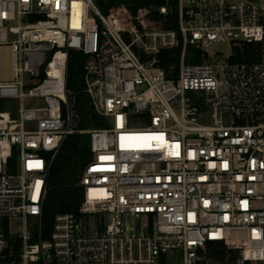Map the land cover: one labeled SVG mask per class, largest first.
Listing matches in <instances>:
<instances>
[{
	"label": "built area",
	"instance_id": "2783aa9c",
	"mask_svg": "<svg viewBox=\"0 0 264 264\" xmlns=\"http://www.w3.org/2000/svg\"><path fill=\"white\" fill-rule=\"evenodd\" d=\"M178 4L177 28L125 34L97 0H0V100H20L0 111V264H264V0ZM70 50L107 127L80 129ZM84 132L79 209L45 229L51 165Z\"/></svg>",
	"mask_w": 264,
	"mask_h": 264
},
{
	"label": "trees",
	"instance_id": "16d2710c",
	"mask_svg": "<svg viewBox=\"0 0 264 264\" xmlns=\"http://www.w3.org/2000/svg\"><path fill=\"white\" fill-rule=\"evenodd\" d=\"M102 13L111 19L116 27L127 34L132 28L175 29L179 21L178 0H97ZM166 7V12L161 9ZM260 46L257 43H238L235 60L252 61L258 58ZM80 51L70 50L67 86L77 92V105L81 117V130L104 128L107 120L98 115L88 95L83 93V61ZM187 63L201 62L200 53L188 49ZM6 101L0 100V111L5 110ZM91 139L89 133L68 135L50 168L48 190L43 203L42 223L49 229L59 214L77 212L83 199L80 181L91 160ZM212 245L210 244L209 247ZM221 258V255H214Z\"/></svg>",
	"mask_w": 264,
	"mask_h": 264
},
{
	"label": "rangeland",
	"instance_id": "374dc122",
	"mask_svg": "<svg viewBox=\"0 0 264 264\" xmlns=\"http://www.w3.org/2000/svg\"><path fill=\"white\" fill-rule=\"evenodd\" d=\"M229 50H230L229 43H222V44H218V45H216V46L213 47V51L214 52H219V53H228ZM6 101H7V103L11 104L12 111L14 113H17V111L19 109V106H20V100L19 99H16V98H9ZM25 103L33 104L34 102L33 101L26 100Z\"/></svg>",
	"mask_w": 264,
	"mask_h": 264
},
{
	"label": "bare ground",
	"instance_id": "6f19581e",
	"mask_svg": "<svg viewBox=\"0 0 264 264\" xmlns=\"http://www.w3.org/2000/svg\"><path fill=\"white\" fill-rule=\"evenodd\" d=\"M163 9V8H162Z\"/></svg>",
	"mask_w": 264,
	"mask_h": 264
}]
</instances>
